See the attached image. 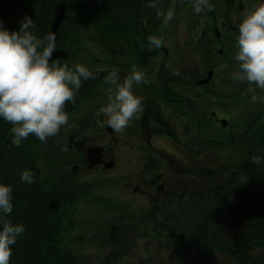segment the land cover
Here are the masks:
<instances>
[{"label": "rangeland", "instance_id": "rangeland-1", "mask_svg": "<svg viewBox=\"0 0 264 264\" xmlns=\"http://www.w3.org/2000/svg\"><path fill=\"white\" fill-rule=\"evenodd\" d=\"M16 1L22 4L24 10L26 6H30L26 15L35 21L36 26L33 32L39 38L50 33L56 12L60 7L62 5L67 7L66 0H56L53 4L52 0H29L27 5H25L26 0ZM16 1L14 3L18 4ZM222 1L216 0L219 6ZM240 1L248 8L256 3L255 0ZM185 3L187 4L177 3L171 20L165 21L160 18L158 26L153 32V35L163 41V45L159 49L150 50L147 38L141 42L143 38L140 35L141 24H143L145 12L139 17L132 13H126L122 18L123 24L119 26L111 19L102 21V18L95 15L94 10L84 11V18H81V21L77 22L75 26L73 20L61 21L56 33L55 49L58 51L59 57L56 59H59L61 64L67 63L70 68L79 62L92 72L102 70L103 74L94 75L95 78L82 81L83 86L78 93L86 88L83 91L84 94L81 97H76L74 109L68 111L69 124L61 128L58 136L50 137L47 143H41L35 138V142L39 145V150L37 148V152L34 154V162L38 169L35 174L38 178L36 182H40L41 188H52L54 176L59 181L57 185L60 188L69 187L73 191L75 187L79 195L81 194L57 213L60 222L56 223L57 233L51 242L52 249L50 251L53 256L56 254L55 245H57L61 251H66L70 257L76 258L83 264H103L110 252L109 248L104 247L98 239L99 233L106 234L105 223H113L112 220L120 217L122 220L121 230L126 231L127 234H135V228L143 234L144 229H151L153 226H156L158 232L161 233L169 229V226H164L159 222V220L169 218L166 211L178 214L180 217L190 214L192 215L191 219L194 218L206 200L200 193L209 191L212 187L223 183L232 172H236L264 135V103L259 100L253 102L251 99L253 94L258 97L264 96V91L256 89L255 85L252 86L255 91H249V86L246 83L242 84L231 79V73L238 67L233 56L236 42L226 50L227 66L223 69L219 68V70L217 68L214 74L210 69L218 59L216 60L215 54L211 56L208 53L207 41L212 38L211 35L206 34V31H209V18L205 13L203 16L195 13L192 0H186ZM238 3L237 0L231 4L233 9L225 14L219 13L218 10L215 13H218L228 25H238L241 19V15L235 17V9L236 11L239 9ZM170 7L172 4L165 8V13ZM2 14H9L12 17L19 16L18 10H14L8 4L4 8H0V15ZM26 15L24 13L23 17ZM201 23L202 26L198 30L196 29L193 36L192 26L195 27ZM15 27L19 31L20 25L16 24ZM204 29L207 30L203 32ZM197 36L199 37L197 38ZM146 42L145 52L147 51L152 59H156L158 62L167 61L168 67L171 68L172 64L178 69L183 68L182 71L186 73V78L182 80L185 84L189 80L196 79L195 73H199L200 82L206 80L209 73H211V78L213 77V81L207 86L206 91L202 90L201 98L206 103L202 102L201 122L204 118L206 126L203 122L200 124L199 138L194 139L195 136L186 134L190 130L186 129L187 131L179 133V138L176 139L177 143L184 144V148H186L184 154L178 153L176 144L174 145L164 138L140 144L144 146L143 153L148 159V165L142 169L143 172L152 173L157 169L156 158L150 154L154 153L158 157L156 152L158 150L163 154L164 161H168L169 158L170 166L164 163L161 167L160 173L164 174L163 181L166 176L171 175V172L176 174L173 176L174 179L167 178L169 182L165 181V191L158 196L159 198H154V201L151 200V197L146 198L140 193H133V189L137 186L136 173L140 168L136 163L137 159L133 158L135 149L132 136L138 132V128L134 126L136 124L132 126L131 122L119 134V159L112 152L110 153L111 148L113 150L114 147L112 144L114 137L107 136L108 134L105 133L106 117L99 112L106 102L109 87L104 83L105 77L111 71L116 70L123 79L128 73L126 69L131 71L133 65L141 71L138 62L143 52L140 47ZM210 46L214 45L210 43ZM145 59L148 58L145 57ZM225 59L221 58L223 62ZM222 77L225 78L219 79ZM171 86L169 85V87ZM134 87H141V84L134 85ZM87 96L89 98L85 100ZM70 103L66 105L68 110ZM211 113L214 118L211 117ZM206 114L212 121L205 118ZM4 124L3 130L5 131L2 139L7 137L10 145L12 125L7 121ZM142 127L144 130L143 125ZM192 141L197 144L195 147ZM53 144L66 146L65 154L61 156V161L55 164V169H52ZM91 145H104L107 148V157H111L110 160L114 163L113 165L112 163L108 164L111 168L105 169L104 167L100 170L86 167L84 153ZM101 148L103 154V147ZM44 151L49 155H45ZM254 152L252 156H255ZM171 155H174V159ZM47 156L51 157L46 160ZM261 157H256L258 158L256 162H262L264 156ZM68 159L72 160L71 164L67 161ZM176 163H180V166H177ZM262 177L263 175L258 173V179ZM259 197L257 194L253 195L254 200H259ZM226 202H222L221 206L219 201L215 202V212L218 213L220 220L222 217L231 219L234 208L231 207L228 200ZM154 207H161L158 212L163 210L166 213L158 214L157 217L154 214ZM200 211L202 212V207ZM186 221V218L179 219V222ZM187 230L182 227L178 229L183 233L182 235L186 234ZM200 231L197 229L195 234H200ZM216 231H220L219 226L213 230V233L215 234ZM224 236L225 239L227 236L230 237L226 233ZM141 241L142 243L136 244L137 250H130L131 255L117 264H234L232 259L224 255L212 254L210 251L205 252L195 246L194 248L179 247L178 252L180 253L178 254L167 242L164 244L165 248L162 249L152 242L153 244H149L148 251L144 255L145 251L142 247L147 244L143 245L144 239ZM260 244L261 247L254 246L246 250L247 264H262L264 242ZM212 245H223V240L220 238Z\"/></svg>", "mask_w": 264, "mask_h": 264}, {"label": "trees", "instance_id": "trees-1", "mask_svg": "<svg viewBox=\"0 0 264 264\" xmlns=\"http://www.w3.org/2000/svg\"><path fill=\"white\" fill-rule=\"evenodd\" d=\"M14 1L16 0H8L6 3L14 10H18L19 16L0 15V20L3 21L4 27L9 31L18 30L15 25H20L25 17H23V14L26 15L27 10L30 8L28 5L24 10L20 2L16 1L18 4H15ZM27 1L29 0H26L25 5H27ZM55 1L52 0V4ZM185 1L183 4L186 5ZM66 2L67 7L64 13L66 19L63 20H73L75 22L74 26L81 21V18H84V13L88 10H94L95 15L102 18V21L111 19L118 26L123 24L122 18L125 17L126 13H132L139 17L145 12L143 19L148 23L146 25H148L150 32L156 30L160 20V18H157L155 9L146 7L153 0H66ZM157 2L158 7L164 12L165 8L172 4V0H157ZM93 74L102 75L103 73L93 72ZM85 89L78 93L76 97H81ZM69 106V110L66 109L67 112L73 110L75 104L70 103ZM207 120H211L208 114ZM4 122L5 120L0 118V183L11 186L13 189V211L7 218L14 224H23L26 228V231L18 238L17 243L12 246L11 264H83L76 258L70 257L66 251H61L57 245H55L56 254L54 256L50 251L52 249L51 242L57 233L56 223L60 222L57 213L67 203L72 202L74 198L81 194L79 195L75 187L73 191L69 187L66 189L60 188L57 185L59 181L53 174L52 188H41L40 182H36L38 178L35 175L38 169L34 162V154L37 152V148L39 150V145L35 142V136L30 135L22 141L19 147L12 143L11 136V144L9 145L7 137L4 140L2 139L5 131L3 130ZM202 122L206 126L204 118ZM65 150V145L63 147L62 144H53L51 153L52 169H55V164L61 161V156L65 154ZM252 151H255L254 154L258 158L264 156V135ZM253 152H250L236 172H232L223 183L212 187L209 191L196 192L204 195L206 200L201 206L202 212L200 207L196 212V216L192 219L190 214L180 217L178 214L166 211L169 218L159 220V222L164 226H169V229L160 233L158 228L153 226L151 229H144L143 234L137 228L134 230L135 234H127L126 231H122L120 217L115 220L111 219L113 223H105L106 234L99 233L98 235V239L104 247L110 250L103 264H117L119 261L128 258L131 255L130 250H137L136 244L142 243V239L145 240L143 245L147 244L145 247H142L141 244L145 251L144 255L148 251L149 244H153L152 242H155L160 249L165 248L164 244L167 242L178 254L180 253L178 252L179 247L194 248L195 246L205 252L210 251L212 254L224 255L232 259L234 264H247L248 255L246 250L254 246L261 247L260 243L264 242V193H262V190H264V158L261 160L262 162H256L258 158L252 156ZM43 153L49 155L46 151ZM49 157L51 156H47L46 160ZM254 158H256L255 162ZM67 161L71 164L72 160L68 159ZM25 169L34 173L35 183L28 184L21 181V173ZM256 171L258 172L256 173ZM258 173L263 175L261 179H258ZM244 179L246 180L243 181ZM252 186L253 188H251ZM254 194L259 195L260 199L254 200ZM226 200L230 202L234 210L231 219L222 217L220 220L218 213L215 212V202L219 201L221 206L222 202H226ZM160 208H153L157 217L158 214L166 213L163 210L158 212ZM210 208L214 209L209 210ZM181 218H186L187 221L179 222ZM218 226L220 231H216L214 234L213 230ZM179 227L186 230L189 227V229L186 234L182 235L183 233L178 231ZM197 229L198 231L202 229L200 234H195ZM225 233L230 237L227 236L225 239ZM220 238L223 240V245H212ZM183 251L185 252V250ZM261 262L264 264L263 258Z\"/></svg>", "mask_w": 264, "mask_h": 264}, {"label": "clouds", "instance_id": "clouds-1", "mask_svg": "<svg viewBox=\"0 0 264 264\" xmlns=\"http://www.w3.org/2000/svg\"><path fill=\"white\" fill-rule=\"evenodd\" d=\"M177 3L182 5L184 0H172V7L166 13L158 7L157 0L146 7L155 9L158 19L169 21ZM192 6L196 14L215 10L210 0H192ZM240 15L233 53L238 67L231 73V79L246 83L249 91H255L253 85L264 91V0H256ZM35 26V21L27 15L20 22L19 31H9L0 20V118L12 125V143L17 147L30 135L41 143L58 136L61 128L69 124L66 105L75 104L82 81L95 78L79 62L70 68L59 59L53 60L55 34L39 38L33 32ZM147 41L150 50L163 45L155 35H148ZM146 82L145 74L135 65L123 79L116 70L105 77L104 83L109 87L99 112L115 133L123 132L142 111L143 98L135 94L134 85ZM251 99L264 103V96L253 94ZM21 181L35 183L34 173L23 170ZM12 201V187L0 183V264H11L12 246L26 231L23 224H14L7 218L13 211Z\"/></svg>", "mask_w": 264, "mask_h": 264}, {"label": "flooded vegetation", "instance_id": "flooded-vegetation-1", "mask_svg": "<svg viewBox=\"0 0 264 264\" xmlns=\"http://www.w3.org/2000/svg\"><path fill=\"white\" fill-rule=\"evenodd\" d=\"M7 1L8 0H0V8H4V6L7 5ZM236 1L237 0H223L222 4L219 6L216 0H210V2L215 5V10L211 12L205 10L203 12L208 16L207 18H209V31H206V34L211 35L212 37L209 39V41H207V44L209 46L208 53H210L211 56L212 54H215L216 60L218 59L216 64L214 66H211L213 68L210 70L213 72L217 68L219 69L221 65L227 66V59H225L226 50L230 47V45H232V43L236 42V37L238 35V25H228V23L225 22L219 16V14L215 12L216 10H218L219 13H227L229 10L233 9L231 4L235 3ZM238 1L239 9L237 11L235 9V17L238 15L240 16L241 12L245 8H248L240 0ZM203 13H201L200 15L203 16ZM205 20L206 18L203 20L204 23ZM146 24L148 23H146L145 20L143 21V24H141L140 35L143 36L141 42H143V40L147 38L148 35H153V32H150V30L148 29V25ZM200 26H202V23L201 25L198 24L195 27L194 25L192 26V32L194 33H192L193 36L195 35L196 29L198 30ZM205 30L207 29H204L203 32H205ZM198 37L199 36H197V38ZM147 42L140 47V49H142L143 55L140 57V61L138 62L141 67V71L145 74L147 82L141 83V87H134L135 94L143 98V104L142 111L136 116V118L131 121V125L133 126V124H136L134 126L138 128V132L132 136L135 149L134 157L133 155L132 157L137 159L136 163H138L140 167L138 172L136 173L137 186L133 189V193H140L142 194V196H146V198L151 197V200L154 201V198H157L165 191V181L168 180L169 182V179L167 178H173V176H175L176 174H173L171 172V175L166 176L163 181L164 174L160 173L161 167L164 165V163L167 166H170L168 164L169 158L168 161H164L163 154L158 150H156V152L158 153V157L154 153L150 154L156 158L157 169L155 171H152L153 174L148 171L143 172L142 169L148 165V159L146 158L145 153H143L145 150L144 146L140 144L151 143L153 139L164 138L166 140H169V142H171L172 144H176V147L178 148L176 151L178 153L184 154V150L186 149L184 148V144L182 142L177 143L176 139L179 138V133L187 131L186 129H190L186 134L195 136L194 139L199 138V130L202 117V102L204 104L206 103V101H203V99L201 98L202 90L206 91L207 86L212 83L213 77L205 84H200L201 77H199V73H195L196 79L192 81L189 80L187 84H185L182 80L186 78V73L182 71L183 68L178 69L176 66H174V64H172V69L171 67H168L167 61L162 60L158 62L156 59H152L148 52H145V46ZM210 43H212L214 46L211 47ZM211 56H209L210 59ZM145 57L148 59H145ZM222 57H224L225 59L224 62L221 60ZM98 72L102 73L103 71L98 70ZM126 72L129 73L130 71L126 69ZM223 78L225 77L219 79ZM169 85L172 86L169 87ZM207 92L211 93L209 91ZM88 98L89 96H87L85 100H87ZM210 115L212 118H214L213 113H211ZM205 117L207 119V114ZM104 125L105 133L108 134L107 136L114 137L112 143L114 147L113 150L111 148L110 153L112 152L115 157L120 159V133H115L107 125L106 122L104 123ZM142 125L144 126L145 131L142 130ZM192 143L194 147L197 145L193 141ZM91 147H103L101 161L98 165L94 166L93 169L102 170L104 169L106 164H114L110 160L112 158L107 157L108 151L104 145L88 146V148ZM171 156L174 159V155ZM176 165L180 166V163H176ZM143 174H145V176H143Z\"/></svg>", "mask_w": 264, "mask_h": 264}, {"label": "water", "instance_id": "water-1", "mask_svg": "<svg viewBox=\"0 0 264 264\" xmlns=\"http://www.w3.org/2000/svg\"><path fill=\"white\" fill-rule=\"evenodd\" d=\"M64 13H65V5H62V7H60V9L56 12L55 18H54L53 23H52L51 31H50V33H54L55 36H56L57 30H58V27L64 18ZM56 58H58V51H56V49H55V51L53 52L52 59H56ZM210 78H211V73H209L207 79L200 82V84L208 82L210 80ZM101 157H102V148L101 147H91V148L86 149L85 153H84V159H85L86 167L88 169H91L94 166L98 165L101 161ZM109 168H111V167L108 165L105 166V169H109Z\"/></svg>", "mask_w": 264, "mask_h": 264}]
</instances>
